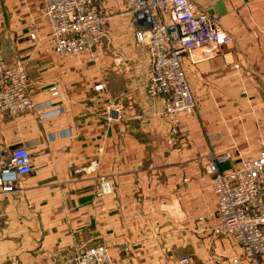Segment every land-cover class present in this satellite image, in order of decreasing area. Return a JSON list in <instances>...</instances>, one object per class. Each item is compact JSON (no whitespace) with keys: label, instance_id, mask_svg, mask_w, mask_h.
I'll return each instance as SVG.
<instances>
[{"label":"crops","instance_id":"crops-1","mask_svg":"<svg viewBox=\"0 0 264 264\" xmlns=\"http://www.w3.org/2000/svg\"><path fill=\"white\" fill-rule=\"evenodd\" d=\"M191 1L219 16L230 41L217 55L185 59L195 102L189 116L165 114L145 95L150 60L121 12L124 0H103L111 15L105 37L90 53L65 57L52 50L38 0H0V59L23 63L42 107L0 120V164L23 145L32 165L11 191H0V264H64L99 243L112 264L242 256L230 236L209 229L215 200L206 163L227 153L219 164L225 170L258 151L264 0ZM113 99L122 107L119 122L104 118ZM102 179L109 193L99 192Z\"/></svg>","mask_w":264,"mask_h":264},{"label":"built area","instance_id":"built-area-1","mask_svg":"<svg viewBox=\"0 0 264 264\" xmlns=\"http://www.w3.org/2000/svg\"><path fill=\"white\" fill-rule=\"evenodd\" d=\"M102 3L103 0H38L56 56L90 53L100 43L110 17ZM123 11L131 16L134 39L144 45L150 60L143 85L145 95L159 102L165 114L194 115L195 102L183 63L185 59L193 62L217 55L230 41L219 16L191 0H124ZM29 36L36 37L34 32ZM32 94L23 63L0 59V120L42 109L33 102ZM50 94H58L55 86L50 88ZM104 118L109 122L122 120L118 100L107 103ZM228 157L227 153L212 155L206 163L215 200L214 210L207 216L213 214L215 220L209 228L211 232L230 236L242 256L215 258L211 264H263L264 144L255 156L243 157L235 167L220 170L219 164ZM31 172L28 149L23 145L11 147L0 164V191H11L20 177ZM99 192L109 193L110 182L102 179ZM64 264H112V260L107 247L99 243L75 252ZM170 264L190 262L186 256H179Z\"/></svg>","mask_w":264,"mask_h":264},{"label":"rangeland","instance_id":"rangeland-1","mask_svg":"<svg viewBox=\"0 0 264 264\" xmlns=\"http://www.w3.org/2000/svg\"><path fill=\"white\" fill-rule=\"evenodd\" d=\"M122 13H125L124 11H123V9H122V11H121ZM109 15H110V13H109ZM111 16V15H110ZM110 18V17H109ZM104 37H105V35H104ZM103 37V38H104ZM264 91V90H263ZM174 131V133H175V130H173ZM172 138H170V140H171ZM254 140V143H255V145H256V147H257V149L260 147V145H261V143H263L264 144V134H263V132H261V131H258L257 133H256V136H255V138L253 139ZM221 153H223V152H215V154H212L213 156L214 155H217V154H221ZM211 155V156H212ZM209 158H210V156H209Z\"/></svg>","mask_w":264,"mask_h":264}]
</instances>
